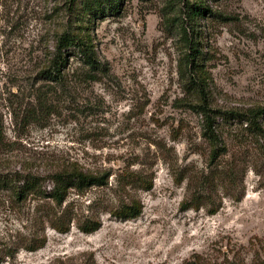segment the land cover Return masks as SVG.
<instances>
[{"label": "rangeland", "instance_id": "rangeland-1", "mask_svg": "<svg viewBox=\"0 0 264 264\" xmlns=\"http://www.w3.org/2000/svg\"><path fill=\"white\" fill-rule=\"evenodd\" d=\"M107 1L0 0V176H39L48 191L71 163L111 174L71 194L67 233L47 222L52 202L1 191L0 264H264V139L218 119L227 152L211 163L186 65L192 39L212 108L264 107V0ZM197 2L214 15L192 19ZM66 33L92 45L98 67L67 50L58 84L41 72ZM132 198L138 218L108 212ZM92 219L100 229H78Z\"/></svg>", "mask_w": 264, "mask_h": 264}, {"label": "trees", "instance_id": "trees-1", "mask_svg": "<svg viewBox=\"0 0 264 264\" xmlns=\"http://www.w3.org/2000/svg\"><path fill=\"white\" fill-rule=\"evenodd\" d=\"M73 2L74 0H68ZM117 0H108L106 6L110 11L117 9ZM190 17L192 19L204 16H213L212 10L201 2L193 3L190 6ZM221 18L223 15H218ZM185 34H187L185 32ZM198 44V43H197ZM188 52L186 53V65L190 66L188 81L199 94V104L197 106L199 113L203 117V137L211 146L210 161L215 163L227 151V147L221 139L217 130V121L221 119L223 123L237 122L245 128L250 134L258 139H264V107H253L244 111H227L214 109L210 105L209 95L205 86L206 73L204 70L203 55L198 53L196 42L192 39L187 41ZM75 50L77 55L82 58L85 65L91 69L98 67V61L93 47L84 38L74 34H63L59 37L56 46V52L50 60L41 75L48 80L62 84L65 81L64 67L67 61L66 51ZM233 169H231V177ZM234 175V174H233ZM111 174L106 171L84 170L80 165L71 163L68 166L56 171L50 176L51 186L47 189L44 186L45 180L35 175H26L23 177L0 176V192L10 191L14 198L19 202L32 197L37 200L50 201L57 210L49 217L47 222L52 229L58 233H67L70 231L73 209L68 201L71 194L82 197L91 189L105 188L109 185ZM133 184L146 191L153 188V180H147L141 174L137 173L132 177ZM241 197L238 198L240 200ZM197 201H185L183 206H191L194 209L199 208ZM143 204L139 199L132 198L130 203L121 207H108V212L115 218L122 220H132L138 218L143 212ZM216 212V211H213ZM101 227L99 219L84 220L78 223V229L91 234ZM46 239L38 242V245L29 247L31 251L45 245Z\"/></svg>", "mask_w": 264, "mask_h": 264}]
</instances>
